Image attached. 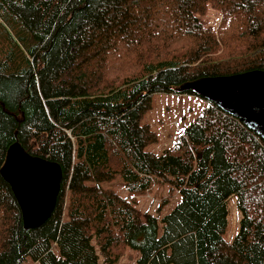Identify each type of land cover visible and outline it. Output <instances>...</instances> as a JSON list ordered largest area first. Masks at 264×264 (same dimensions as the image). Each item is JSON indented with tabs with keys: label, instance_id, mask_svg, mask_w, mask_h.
<instances>
[{
	"label": "trees",
	"instance_id": "trees-1",
	"mask_svg": "<svg viewBox=\"0 0 264 264\" xmlns=\"http://www.w3.org/2000/svg\"><path fill=\"white\" fill-rule=\"evenodd\" d=\"M208 3L222 12L219 34L198 18ZM233 38L242 45L218 50ZM178 39L193 44L178 52ZM142 48L153 60L101 86L108 55ZM254 69H264V0H0V168L18 141L62 171L34 229L0 174V264H115L120 244L136 264H264L261 138L209 101L160 154L145 150L156 135L140 123L154 93L195 95L178 88ZM116 176L131 195L162 180L180 200L142 218L100 185ZM232 196L240 219L228 241Z\"/></svg>",
	"mask_w": 264,
	"mask_h": 264
},
{
	"label": "rangeland",
	"instance_id": "rangeland-1",
	"mask_svg": "<svg viewBox=\"0 0 264 264\" xmlns=\"http://www.w3.org/2000/svg\"><path fill=\"white\" fill-rule=\"evenodd\" d=\"M201 24L211 27L219 34V26L222 20V12L211 3L206 5L204 14L198 15ZM174 39L170 40L172 42ZM175 47L178 52L190 47L193 42L188 40L182 44V39L176 41ZM228 45L236 47L242 45L241 39L235 38L223 44L218 50H227ZM160 43H158V47ZM194 46V45H193ZM152 50L140 49L134 52H126L125 57L119 58L121 51L115 55H108L105 62L101 63L104 84H115L121 82L122 78L130 76L141 70V64L146 60H153ZM124 59V60H122ZM122 60V61H121ZM207 105V101L197 95L176 94V93H154L150 108L143 114L140 123L147 124L156 135L154 142L149 143L146 151L160 154L164 149L172 148L183 128L189 125L198 113ZM103 188L117 193L119 196L132 200L140 215L152 214L161 218L170 211L180 200L179 193L169 183L155 181L151 188L144 193L131 195L125 188L119 176L110 181L101 182ZM228 216L227 227L224 238L231 241L239 228L240 213L236 207V197L232 196L227 200ZM113 253L118 256L115 264H136L139 258L137 250L126 247L122 244L115 246Z\"/></svg>",
	"mask_w": 264,
	"mask_h": 264
},
{
	"label": "water",
	"instance_id": "water-1",
	"mask_svg": "<svg viewBox=\"0 0 264 264\" xmlns=\"http://www.w3.org/2000/svg\"><path fill=\"white\" fill-rule=\"evenodd\" d=\"M189 90L240 120L264 142V69L199 77L178 88ZM0 174L18 203L24 228L40 227L57 202L60 165L30 154L15 141L7 150Z\"/></svg>",
	"mask_w": 264,
	"mask_h": 264
}]
</instances>
